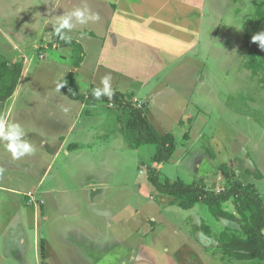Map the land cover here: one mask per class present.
Masks as SVG:
<instances>
[{"label": "rangeland", "instance_id": "374dc122", "mask_svg": "<svg viewBox=\"0 0 264 264\" xmlns=\"http://www.w3.org/2000/svg\"><path fill=\"white\" fill-rule=\"evenodd\" d=\"M180 1L179 7L182 10L195 8L196 3L202 4V16L194 9L187 22L172 23L167 29L165 25L157 26L152 32L154 42L167 36L164 43L173 49L169 55L175 56L170 57L165 53L160 56L162 65L157 68V76L149 80L151 83L148 86H139L140 84L132 83L117 74V71L108 69L106 65L95 64L108 20L106 11L100 10V7L97 11L91 0H58L55 11L52 12L53 17L48 18L45 24L42 25L41 22L40 27L33 25L27 31L24 29L26 35L17 29L19 32H13L14 36L8 37L7 41L0 37V57H4L2 61L11 63L13 58L24 61L26 52L31 54L26 57L30 58V62L23 77L21 76L23 79L20 89L13 100L16 102L12 113L14 122L22 125L26 122L29 126L42 127L48 134H54L56 124L51 121L53 114L56 116L62 113L61 106L65 107L67 103L79 107L74 99L63 93L62 87L57 89L68 71H77L73 63L81 52L75 45H59L62 39L55 33L53 22H57L58 16L77 7H84L85 4L98 13L99 20L87 25L74 21L75 27L70 33L72 39L80 42L84 48V62L78 70V88L83 91L91 84L102 87L101 79L110 75L113 89L126 95L129 91L137 98L144 99L159 89L160 92L155 96L157 105L152 111L153 115L159 116L162 112L164 117H168L167 123L162 122L165 128L159 129H166L173 135L174 152L169 160L157 165L150 160L155 150L154 145L129 148L120 132L128 118L127 112L117 104L99 102L97 105L101 108L109 112L117 111V130L120 132L117 131V144L122 146L123 151L118 155L109 153L102 156L100 163L91 171L81 172L73 164L72 173L75 172L76 178L73 181L67 177L66 180L71 185L69 188L75 189L80 211L92 215L94 210L87 201V196L92 193L79 188L81 181L99 180L98 175L104 174L103 167H107L109 174L106 172L103 178L108 184L106 190L104 187L85 189L97 190L99 195H93L98 198L95 200L97 208L110 211L112 217L116 216V222L119 219L126 221L129 227L124 225L122 231L120 226L123 236L116 235V239H121L122 244L129 241L138 249L134 253L138 255V264H226L228 259L222 254L217 240L206 236L199 228L205 223L214 234L225 227L224 222L214 218L201 203L188 210L170 205L172 196L156 191L148 178L151 169L157 167L163 180L182 179L188 183L194 181L208 189L220 190L227 180L220 175L217 167L225 163L235 173V179L243 185L253 187L264 199V84L260 81L262 72L253 73L247 67L249 54L244 45V34L251 24L255 1L258 0ZM150 4L162 3L160 0H152ZM132 27L134 24L128 29L131 31ZM148 28L152 31L155 24H148ZM260 32H264L262 23L259 24L257 33ZM188 38L195 40L193 46L186 45ZM13 43L16 48L14 50L11 47ZM256 44L259 46V42ZM180 47H188L189 50L183 53ZM125 50L124 44L122 51ZM133 53L136 54V51ZM263 56L264 49H261L259 58ZM157 66L156 64L152 69L156 70ZM48 99L56 101L57 108L56 105L49 104ZM25 109H29V112H25ZM153 115L149 117L153 118ZM151 123L154 125L152 121ZM29 141L34 145L32 141L37 142V137L34 135ZM37 151L39 157L28 156L30 167L34 165L35 169L43 165L44 161L47 163L51 157L45 152L41 154ZM209 152L214 154V158L209 156ZM24 160L27 161L26 158ZM247 169L253 174H261V177L247 174ZM9 183L26 189L24 187L29 182L16 177L11 178ZM224 206L230 211L235 210L233 200ZM118 227L119 224L113 226ZM131 227H138L139 234L128 235ZM114 232L112 231L113 235ZM97 244H93V248H96L93 251L100 253L102 264H118L130 255V251L122 250L119 246L109 248L108 243ZM78 256L77 254L75 258ZM247 262L251 261L240 264H256ZM2 264L15 262L7 260Z\"/></svg>", "mask_w": 264, "mask_h": 264}, {"label": "crops", "instance_id": "0c3cea01", "mask_svg": "<svg viewBox=\"0 0 264 264\" xmlns=\"http://www.w3.org/2000/svg\"><path fill=\"white\" fill-rule=\"evenodd\" d=\"M91 1L97 11H99V7L100 10L106 11L108 20L102 47L95 58V64L106 65L108 69L117 71V74L124 76L132 83L140 84L139 86H148L151 83L149 80L156 78L157 68L162 65L160 56L169 55L170 50H173L169 44L164 43L167 36L159 42H154L152 32L157 29V26L165 25V29H167L170 27L169 25L172 26V23L187 22L194 9H197L194 11L202 16L203 6L196 3L194 4L195 8L190 7L182 10L179 7L180 0H160L161 5H151L152 0ZM56 2L58 0H0V37L4 38H2L3 41H7L8 37L14 36L13 32L16 33L17 29L26 35L25 30L27 31L30 26L40 27L41 22L42 25L45 24L48 18L53 17L52 12L55 11ZM55 24L53 22V25ZM132 24H134L132 27L134 30L130 28V31L128 27ZM148 24H155V28L151 31ZM122 40H126V42ZM194 43L195 40L188 38L186 45L193 46ZM124 44L126 50L123 52L122 45ZM11 47L12 50L16 49L15 43ZM180 48L183 53L189 50L188 47ZM135 51L136 54L133 53ZM29 56L31 54L29 55L28 52L24 54L22 74L30 62V58L26 59ZM83 62L84 59L78 67L74 68L77 71H73L78 87L80 86L78 70ZM156 64L158 66L155 68L156 70H153L152 68ZM22 77H20L13 95L5 102H0V117L13 122L12 113L16 104L13 100L20 89ZM83 81L89 83L86 79ZM135 90L137 91V89ZM158 92H160L159 89L148 94L144 99L137 98L134 93H129V91L128 95L134 104L137 103V106L143 107L150 118L149 115H153L154 112L152 109L157 105L155 96ZM73 101L78 103V108L76 104L70 106L67 103L65 107L61 106L62 113H58L56 116L53 114L51 121L56 124L54 134H48L42 127L29 126L26 122H24L26 125L21 124L28 133L26 137L28 140L34 135L37 137V142L32 141L34 145L38 144L36 149L41 154L45 152L51 156L49 161L47 163L44 161L38 169H35L34 165L30 167L28 163V156L39 157L40 154L36 153L38 151L21 159H13L11 153L0 144V169H2L0 171V264L7 260L13 261L15 264H102L100 253L93 251L96 249L93 248V244L98 245L97 243L100 245L108 243L110 244L109 248L119 246L122 250L130 251L128 258L118 264L139 263L138 255H134L138 249H135V246H132L129 241L122 244L121 239H116L118 235L123 236L121 228L123 231L124 225L126 228L129 227L125 223L126 221L119 219L116 222L114 221L116 216L112 217V214H109L110 211L97 208L95 200L98 198L93 195H95L94 193L97 196L99 194L97 190L92 191V189L104 187L106 190L105 187L108 184L103 178L106 172L109 174L107 167H103L104 174L98 175L99 180L81 181L79 185L82 191H91L92 193L87 196L89 207H94L92 215L83 214L80 211L77 205L79 200L74 193L75 189H70L71 185H68L66 180L67 177L73 181L76 178L75 172L72 173L73 164L81 172L91 171L100 163L102 156L109 155V153L118 155L123 151L122 146L117 144V111L109 112L98 106L97 104L102 101ZM47 102L53 106L56 105L57 108L56 101L48 99ZM111 109H113L112 106ZM28 110L25 109V112L28 113ZM149 111L151 112L149 113ZM158 115H153V118H150L155 128L160 134H171L166 129L160 131L159 127L165 128L162 122L167 123L169 119L164 117L162 112ZM53 143L55 145H52ZM98 167L101 169V165ZM16 177L29 182L24 187L26 189L10 185V179ZM85 188L92 189L86 190ZM219 221H223L225 227L238 228L237 224L235 225L224 218ZM118 224V228H113ZM112 231H115V235ZM139 232L138 227L128 229V235H137ZM41 241L44 243V254L42 255L40 252ZM77 254L79 256L75 258ZM246 261L256 264L260 262L256 259L234 260L231 264H240Z\"/></svg>", "mask_w": 264, "mask_h": 264}, {"label": "trees", "instance_id": "16d2710c", "mask_svg": "<svg viewBox=\"0 0 264 264\" xmlns=\"http://www.w3.org/2000/svg\"><path fill=\"white\" fill-rule=\"evenodd\" d=\"M251 24L244 34V45L248 52L247 67L253 73L262 72L261 83L264 84V56L260 59L261 49L252 41V36L259 31V24H264V0L255 1L254 14L250 20ZM60 46L75 45L81 54L73 63V67H78L82 61L84 48L81 43L71 39L70 42L60 41ZM0 102H5L10 98L19 82L23 71V62L20 59H11V63L2 61L0 57ZM63 93L79 101H104L117 104L122 110L127 112L128 118L124 127L120 128L125 141L129 147L134 148L140 145L152 144L155 147L150 160L155 164L164 163L174 152L173 135L170 133L160 134L149 120L142 106L135 105L129 95L121 91L109 100L107 97L96 100L91 95L93 84L85 90H80L73 71L67 72L63 77ZM209 156L214 158V154L209 152ZM220 175L227 181L220 190L208 189L203 184L197 182H186L182 179L167 180L162 179L160 170L153 167L148 178L155 190L161 194L172 196L170 205H176L183 210H188L202 203L209 213L217 220L224 218L238 225V228L224 227L218 233L212 232L205 223L200 225V229L209 237H214L220 245L221 252L227 257L228 263L234 260L256 259L264 262V199L259 192L250 185H243L235 179V173L231 171L225 163L217 167ZM249 175L260 178L261 174H253L246 170ZM233 200L235 210L230 211L224 204ZM41 255L44 254V243L40 242Z\"/></svg>", "mask_w": 264, "mask_h": 264}, {"label": "clouds", "instance_id": "9594fccd", "mask_svg": "<svg viewBox=\"0 0 264 264\" xmlns=\"http://www.w3.org/2000/svg\"><path fill=\"white\" fill-rule=\"evenodd\" d=\"M99 18V14L93 12L85 4L84 7H77L67 14L58 16L57 22L54 25V31L60 39L70 42L72 39L70 33L75 27L74 21L80 25H87L89 22L98 21ZM252 41L259 42V47L264 49V32L253 35ZM100 83L102 87L97 86L93 88L91 95L96 100H101L104 97L111 100L115 94L111 83V76L107 75L103 77ZM62 86L63 84L59 85L57 90H60ZM27 136L28 133L20 123L0 117V144L11 153L13 159H21L37 151L35 145L26 138Z\"/></svg>", "mask_w": 264, "mask_h": 264}, {"label": "built area", "instance_id": "2783aa9c", "mask_svg": "<svg viewBox=\"0 0 264 264\" xmlns=\"http://www.w3.org/2000/svg\"><path fill=\"white\" fill-rule=\"evenodd\" d=\"M30 195V194H29Z\"/></svg>", "mask_w": 264, "mask_h": 264}]
</instances>
